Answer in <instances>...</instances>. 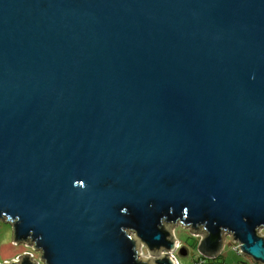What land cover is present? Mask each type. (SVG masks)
<instances>
[{
    "label": "water",
    "instance_id": "water-1",
    "mask_svg": "<svg viewBox=\"0 0 264 264\" xmlns=\"http://www.w3.org/2000/svg\"><path fill=\"white\" fill-rule=\"evenodd\" d=\"M0 219L46 264H177L178 224L264 264V0H0Z\"/></svg>",
    "mask_w": 264,
    "mask_h": 264
},
{
    "label": "rangeland",
    "instance_id": "rangeland-1",
    "mask_svg": "<svg viewBox=\"0 0 264 264\" xmlns=\"http://www.w3.org/2000/svg\"><path fill=\"white\" fill-rule=\"evenodd\" d=\"M175 228V232L173 231ZM171 231L175 233V236L181 242V248L185 250V254L181 253V248L177 252V257L182 264L190 263L197 254L198 243L203 237V233L200 236H195L191 232V227H184L181 224L171 227ZM264 235V230L261 232ZM13 224L5 219H0V264L5 262L11 263L13 260L20 261L25 254L29 252L33 256L32 259L36 264H46L42 258V251L35 247L34 242L15 241ZM226 243L223 246V256L227 264H240V262L252 263L254 260L245 254H239L235 250L237 244L230 235H226ZM32 241V240H29ZM225 242V240H224ZM235 247V248H234ZM141 257H152L145 246L141 244Z\"/></svg>",
    "mask_w": 264,
    "mask_h": 264
},
{
    "label": "built area",
    "instance_id": "built-area-1",
    "mask_svg": "<svg viewBox=\"0 0 264 264\" xmlns=\"http://www.w3.org/2000/svg\"><path fill=\"white\" fill-rule=\"evenodd\" d=\"M173 231L175 232V228H174ZM203 232H204V229L201 228V232H200L199 234H195V236H200V235H202ZM260 232H262V230H261ZM172 234H173V236H174V239H176V240L178 241V244H177L176 248H175L174 251H172V252H169V250H163V251H161V252H162V253H168V254L172 255L173 258L176 260L177 264H182V263L180 262L179 258L177 257V252H178V250L181 248V242H180V240L175 236V233L172 232ZM225 235H228V234L226 233ZM203 236H204V233H203ZM230 236H231V235H230ZM202 238H203V237H201V240H202ZM201 240H200V242L198 243V247L196 248V249H197V254H196L194 260H192V261H191L190 263H188V264H214L215 262H218V261H219V257H220L221 255H223V253H222V250H223V249H221L220 252H219L218 254H216V256H214V257H212V256H208V255L202 253V252L199 250V245H200V243H201ZM234 242L237 244V246H236L237 249H236L235 251H236L237 253H239V254H243V253L240 251L241 243H240L239 241H235V240H234ZM225 243H226V238H225V242H224V244H225ZM223 246H224V245H223ZM234 248H235V247H234ZM182 249H183V248H181L180 250H182ZM141 253H142V252H141ZM26 254H27V255H30L31 258L34 259L33 256H32L31 254H29V252H27ZM150 255H151V254H150ZM151 256H152V255H151ZM252 263H253V264H261V263L256 262V261H253Z\"/></svg>",
    "mask_w": 264,
    "mask_h": 264
},
{
    "label": "trees",
    "instance_id": "trees-1",
    "mask_svg": "<svg viewBox=\"0 0 264 264\" xmlns=\"http://www.w3.org/2000/svg\"><path fill=\"white\" fill-rule=\"evenodd\" d=\"M194 260V259H193ZM214 264H227L225 259H224V256L221 255L219 257V261L218 262H215ZM240 264H244V262H240ZM246 264H253V263H249V262H246Z\"/></svg>",
    "mask_w": 264,
    "mask_h": 264
},
{
    "label": "clouds",
    "instance_id": "clouds-1",
    "mask_svg": "<svg viewBox=\"0 0 264 264\" xmlns=\"http://www.w3.org/2000/svg\"><path fill=\"white\" fill-rule=\"evenodd\" d=\"M81 186H83L82 182H81Z\"/></svg>",
    "mask_w": 264,
    "mask_h": 264
}]
</instances>
